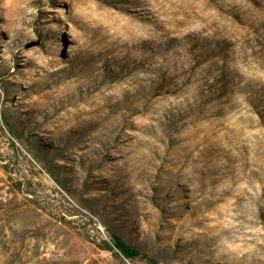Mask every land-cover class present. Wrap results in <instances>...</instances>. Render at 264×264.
Instances as JSON below:
<instances>
[{
  "label": "rangeland",
  "instance_id": "obj_1",
  "mask_svg": "<svg viewBox=\"0 0 264 264\" xmlns=\"http://www.w3.org/2000/svg\"><path fill=\"white\" fill-rule=\"evenodd\" d=\"M150 262L264 264V0H0V264Z\"/></svg>",
  "mask_w": 264,
  "mask_h": 264
},
{
  "label": "trees",
  "instance_id": "obj_2",
  "mask_svg": "<svg viewBox=\"0 0 264 264\" xmlns=\"http://www.w3.org/2000/svg\"><path fill=\"white\" fill-rule=\"evenodd\" d=\"M110 240L112 243V246L108 245L106 246V250L115 253V249L125 258L127 259H137L139 257H146L141 252L136 250L135 248L126 245L124 241L116 234L110 235ZM152 264H156V262H150Z\"/></svg>",
  "mask_w": 264,
  "mask_h": 264
}]
</instances>
